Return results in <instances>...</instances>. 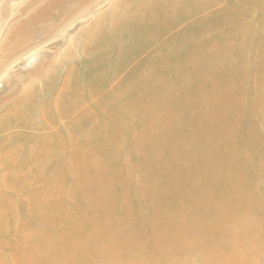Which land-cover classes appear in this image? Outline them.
Returning <instances> with one entry per match:
<instances>
[{
	"label": "rangeland",
	"instance_id": "1",
	"mask_svg": "<svg viewBox=\"0 0 264 264\" xmlns=\"http://www.w3.org/2000/svg\"><path fill=\"white\" fill-rule=\"evenodd\" d=\"M200 1L207 6L176 10L175 24L166 26L161 39L117 69V44L105 42L111 19L130 3V12L139 11L143 0H1L0 151H12L0 157V264H55L56 256V264H264V0ZM190 25L202 31L193 59L135 87L130 80L138 63ZM33 54L34 64L24 65ZM103 56L106 64L97 74L105 64L106 78L91 83L93 61ZM189 67L234 70L224 81L228 85H215L234 99L225 100L227 113L236 117L231 138L207 128L196 135L187 124L189 106L180 94H196ZM170 79L177 85L144 114L132 110L137 98ZM69 83L81 91L77 103L61 111L55 103ZM208 146L219 155L208 163L189 161L193 149ZM173 147L182 153L173 154ZM183 159L190 170L171 171ZM86 160L105 172L95 180L90 173L76 176ZM166 173L190 180L195 200L203 196L208 204L228 195L231 205L220 212L217 207L215 216L204 201L180 212L171 235L184 231V237L162 239L157 247L136 232L151 215L172 211L169 218L175 217L172 198L157 199L155 192ZM42 218L46 225L40 226ZM96 250L116 254L97 263Z\"/></svg>",
	"mask_w": 264,
	"mask_h": 264
},
{
	"label": "bare ground",
	"instance_id": "2",
	"mask_svg": "<svg viewBox=\"0 0 264 264\" xmlns=\"http://www.w3.org/2000/svg\"><path fill=\"white\" fill-rule=\"evenodd\" d=\"M72 1L73 0H54L52 5L56 4V3L63 5V4H68ZM140 1H142V0H140ZM196 2H198V1L197 0H195V1L194 0H160V1L143 0V2L140 5L141 9L139 11L135 10L134 12H130V10H129L131 8V3L129 4V9L127 6L121 5L122 8L119 9L120 11L118 13L114 14L112 19H111V23H110L111 29L109 28L111 30V32H110V35H107L108 39L107 38L105 39L106 40L105 42L108 45H109V43H111L113 41L116 42V44H117V47H118V55L117 56H118L119 61H118V64H116L117 65L116 68L117 69L122 68V67L124 68L125 65L127 66L128 62L135 60V58H137L140 54H142L148 47H151L154 43L156 44L160 38L161 32H163L166 29V26H168V24H175V22L172 21V19H171V15L175 14L176 10L183 8L185 6H188L189 4H192V5L195 4V6H199V5L200 6L206 5L207 6V4H208V2H202L200 0L198 3H196ZM209 3H211V2H209ZM197 4H199V5H197ZM199 8H197V9H199ZM187 9H189V8H187ZM190 10H191V8H190ZM190 12H192V10L189 11V13ZM2 13H3V5H2V2L0 0V18L2 16ZM39 13H40V11H39ZM186 13H188V12H186ZM186 16L187 15L185 14V17ZM185 17H184V19H185ZM36 18H37V16L36 17L34 16V19H36ZM180 20L182 21V17ZM209 20H211V19H209ZM209 20H208V23H209ZM21 30H20V32H21ZM100 30H101V28H100ZM201 32L202 31L200 30V27L199 28L198 27L193 28V25H190L187 28L181 30L175 37H173L169 41V43H168L169 45L168 44L165 45L166 44L165 42H164L165 43L164 45L162 43H160L163 46L157 48L153 52H150L148 57H145L141 61V63H142L141 66L138 63L137 67L135 68V72H134L135 75H133V79L130 81L131 82L133 81V84L135 83V87L141 86V85H146V84H149V82H150V80H148V77L150 75H164V76H166V75L174 72L178 68H180L183 64H185L186 61H188L189 59L190 60L193 59V51H194V49L197 48V46H195L196 39L199 38V35L201 34ZM98 36H100V35L98 34V30H97L92 35V37H95L97 39ZM2 44H3L2 38L0 37V48H1ZM112 44H114V43H112ZM110 47H112V46H110ZM108 52H109V50L107 51V53ZM37 57L38 56L35 54L28 56L27 58H25V64L24 65H26V66L33 65L34 63L32 62V60L34 59V61H36ZM103 62L105 63L104 56L93 61L94 64L92 66L93 68L91 67V69L93 70V72L95 74L92 75L91 83L102 82L106 78V76H105L106 75V72H105V64L106 63L104 64V72L100 76L97 74V70L99 71L100 68L103 69ZM109 62H110V60H109ZM207 62L208 61H206L205 64ZM38 63H39V61L37 60V62L35 63V66H37ZM114 63H115V60H114ZM43 65L44 64H41L37 68V71H39V70L41 71V69L43 68ZM191 66H192V64H191ZM189 68H190V70H188L187 74H189V75L194 74V80H193V77L191 80V88L192 89L194 88L196 90V94L190 95L187 92H182L180 94V102L182 103V105L185 107V109H187V107L189 106V112L187 115V124H189L192 127L193 134H196V135H199V134L201 135V133L207 128L208 130L215 129V131L222 130V132L220 134L221 137H223L225 134H228V136H230V138H231V132L232 131H230L229 128H230V126L232 127V123L235 122L236 117L235 116H234L235 118L233 117V113H227V111H226L227 109H225L226 108L225 106H227L225 103H228L227 101L225 102V100L232 99V97H230L231 93L229 90H227L225 92H222V94H223V96H222L219 92H217L220 88L216 87L215 85L216 84H222V83H227V85H228L229 81H227V82H224V81L229 80L228 77L230 75H232L234 70H230V71L224 70L228 73V74H226L224 71H219V70H215V69L214 70H207L205 67H203L200 70L199 69L193 70V67H189ZM91 69H89V70H91ZM258 71H259V69H257V73H258ZM113 72H114V70H113ZM114 73H117V72H114ZM235 74H236V72H235ZM134 76H135V78H134ZM233 76H234V74H233ZM237 77L238 76H236V78ZM233 79H234V77H233ZM230 80H232V79H230ZM177 83L178 82H175L174 79H170L168 81L163 82L159 87H157V89L153 93L150 94V96L143 97V98H137L134 106L132 107V110L136 111L139 115H142L139 112L142 110V113L144 114L143 111H147V108H150L148 106L153 105V103L158 100V97L162 93L164 94V96H166L169 93L167 89L172 87L170 90V91H172L173 86H174L173 84H175V86H176ZM130 85L131 84L129 82L128 86H130ZM81 87H82V85H81ZM220 87H223V86H220ZM79 88H78V84L69 83V85L66 87V89L63 93V96L59 95L55 105L61 111H65L69 107H71L73 104L77 103V101L75 100V96H77L80 93L81 90L78 91ZM125 88H127V86H125ZM216 88L218 90H216ZM94 89H95V87H94ZM90 91H91V89H90ZM29 95L26 97L23 104H27L29 102ZM233 101H234V99H232V102ZM229 115H231V117H229ZM250 126H248V128ZM249 131H251V130H249ZM75 134L76 133L73 132L72 130L70 131V136H74ZM189 134L190 133H187L184 137L188 136ZM244 134H245V132H244ZM254 134L252 133V135H254ZM249 136H251V135H249ZM172 143H174V141ZM164 147L165 146H159L156 148V150H159L160 148H164ZM197 148L198 149H193V152L189 157V161H191V162L195 161L198 163H208V162H210V160H212V158L219 155L218 152L212 153V151H210L212 149L210 146H208L207 148L204 149V151H202V152H205L203 155H198L196 152L197 151L199 152L200 150H199V147H197ZM11 151L12 150L6 151V149L1 150L0 151V157L2 158L5 154H7ZM182 151H183V148H176V147H173L171 150V152L173 154H181ZM202 152H199V154L200 153L202 154ZM187 162H188L187 159H183L182 162L178 166L171 168V171L177 173V172L190 170V169H187V167H188ZM91 163H93L94 166L93 165L91 166L90 165ZM83 164H85L84 167H77V170H75L76 176L77 175L78 176H81V175L89 176V173H90L91 174L90 179L95 180V179L99 178L101 173L105 172V169L103 167H101L97 163V161H95V160H93V161L89 160V162L86 160V162H84ZM91 171H93V172H91ZM164 178L166 180L165 182H162V179L158 178V180L161 182L157 183V188H156L155 192L158 194L157 199H164V197L172 198L173 206L177 209V211L175 212V217L169 218V216H171L172 211L169 213L168 216H162L163 213H161L159 215H151V217L148 220L144 221L145 222L144 226L140 227L138 229L139 231L136 232L138 238H140L142 241L153 242L154 244H158L157 247H159V245L161 244L162 239H165L168 242H171L173 239H175L174 241L177 242V241H179L178 238H180L184 234V231H180L179 233L177 232L176 234L171 235L173 232L176 231V229H175L176 224L178 225L177 216L180 212L187 211L188 209L193 210V207L201 206L203 201L207 204V201H208L207 198H205L203 196L201 197L203 199V201H199L198 199L197 200L193 199V196H196V193H195V189L193 188V183L190 184V182H189L190 180L188 181L187 179H184L180 176L177 177V175L172 174V173H169V174L166 173ZM18 181H19L18 178L14 179L15 184ZM151 187H152V190L154 192V189H153L154 185L152 184ZM185 196L192 198L193 201L185 199ZM229 201L231 202V197L227 195V196L222 197L218 202L208 203L207 204L208 211H210L211 214H213L212 216L219 215V213L216 214L217 211L220 212L221 209H223L222 211H226L229 208V206L231 205ZM184 203H186L188 205H185ZM216 204H217V206H216ZM219 204L221 205V207H219L220 206ZM222 204H224V205H222ZM217 207H218V209L216 211ZM142 208L144 209L145 207H143V205H142ZM103 211H108V210L103 209ZM141 211L145 214L146 208L144 211L143 210H141ZM106 213L107 212H105V215H106ZM155 217H157V218L154 219ZM149 220H151V221H149ZM42 221L43 222L40 223V226L44 225L46 220L42 218ZM151 227H153L152 232L150 234L148 233L146 235L147 229L151 228ZM183 237H184V235H183ZM169 240H171V241H169ZM95 254L98 255V256H93V257L98 258L97 263H101V260L102 261H104V260L111 261V259L113 257L112 255H115L116 253H114V252H112V253H101L98 250H96ZM56 257H57L56 261H60L59 256H56ZM87 257L88 256H86V258ZM56 261H54L55 264H56Z\"/></svg>",
	"mask_w": 264,
	"mask_h": 264
}]
</instances>
